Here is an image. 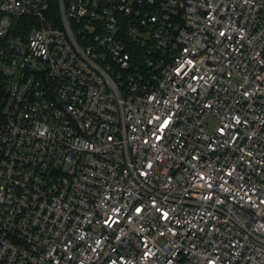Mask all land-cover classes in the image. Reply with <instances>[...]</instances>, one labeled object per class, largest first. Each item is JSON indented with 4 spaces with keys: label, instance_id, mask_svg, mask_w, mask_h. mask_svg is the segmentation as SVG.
Returning <instances> with one entry per match:
<instances>
[{
    "label": "built area",
    "instance_id": "obj_1",
    "mask_svg": "<svg viewBox=\"0 0 264 264\" xmlns=\"http://www.w3.org/2000/svg\"><path fill=\"white\" fill-rule=\"evenodd\" d=\"M58 1L0 0V264H264V0Z\"/></svg>",
    "mask_w": 264,
    "mask_h": 264
},
{
    "label": "trees",
    "instance_id": "obj_2",
    "mask_svg": "<svg viewBox=\"0 0 264 264\" xmlns=\"http://www.w3.org/2000/svg\"><path fill=\"white\" fill-rule=\"evenodd\" d=\"M49 12L53 15H57V12H59V1L58 0H51V7H50V10ZM23 19V21L27 20V19H30L29 17H23L21 18ZM32 21V20H30Z\"/></svg>",
    "mask_w": 264,
    "mask_h": 264
},
{
    "label": "rangeland",
    "instance_id": "obj_3",
    "mask_svg": "<svg viewBox=\"0 0 264 264\" xmlns=\"http://www.w3.org/2000/svg\"><path fill=\"white\" fill-rule=\"evenodd\" d=\"M208 122L210 123V125H209V126H212V125H213V123L215 122V120H214L213 118H210V119L208 120Z\"/></svg>",
    "mask_w": 264,
    "mask_h": 264
}]
</instances>
